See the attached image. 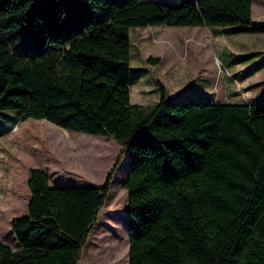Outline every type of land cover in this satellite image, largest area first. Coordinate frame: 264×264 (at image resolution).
I'll list each match as a JSON object with an SVG mask.
<instances>
[{
    "label": "trees",
    "instance_id": "obj_1",
    "mask_svg": "<svg viewBox=\"0 0 264 264\" xmlns=\"http://www.w3.org/2000/svg\"><path fill=\"white\" fill-rule=\"evenodd\" d=\"M253 23V0H0V110L121 146L102 186L31 169L0 264H78L125 157L129 264H264V103L180 101L159 83L145 108L129 89L131 28Z\"/></svg>",
    "mask_w": 264,
    "mask_h": 264
},
{
    "label": "rangeland",
    "instance_id": "obj_2",
    "mask_svg": "<svg viewBox=\"0 0 264 264\" xmlns=\"http://www.w3.org/2000/svg\"><path fill=\"white\" fill-rule=\"evenodd\" d=\"M253 21L245 28H131V103L154 106L159 83L180 101L264 103V0H253ZM239 29L248 32L235 33ZM120 153L114 139L67 134L46 120H22L17 110H0V240L19 249L11 224L27 213L31 169L46 171L52 186L97 187ZM127 168L125 157L78 264H129ZM120 238L118 254L111 248Z\"/></svg>",
    "mask_w": 264,
    "mask_h": 264
},
{
    "label": "crops",
    "instance_id": "obj_3",
    "mask_svg": "<svg viewBox=\"0 0 264 264\" xmlns=\"http://www.w3.org/2000/svg\"><path fill=\"white\" fill-rule=\"evenodd\" d=\"M254 22V21H253ZM168 93V92H167ZM170 97H172V96H170ZM218 103V102H217ZM140 105V104H139ZM142 106V105H141ZM28 179H29V177H28ZM52 186V185H51ZM53 187H61V186H57V185H55V186H53ZM12 225V224H11Z\"/></svg>",
    "mask_w": 264,
    "mask_h": 264
}]
</instances>
